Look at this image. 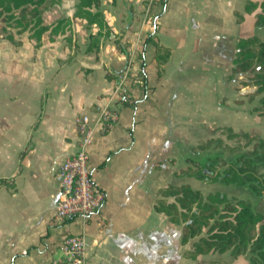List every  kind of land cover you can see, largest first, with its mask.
Here are the masks:
<instances>
[{
    "label": "crops",
    "instance_id": "1",
    "mask_svg": "<svg viewBox=\"0 0 264 264\" xmlns=\"http://www.w3.org/2000/svg\"><path fill=\"white\" fill-rule=\"evenodd\" d=\"M75 1L54 0L41 11L45 24L69 17L64 32L44 31L36 47L28 31L18 46L6 39L15 52L28 45L30 80L0 87V264H66L58 243L67 233L83 234L84 264H177L187 244L180 224L154 209L156 189L190 159L204 161L210 148L196 145L218 129L248 131L238 127V108L249 102L238 103L225 79L242 0H161L147 14L130 0H99L110 32L101 30L90 50L87 33L97 26L72 15ZM147 35L169 48L159 76ZM103 106L116 108L117 119L97 123L87 147L103 201L87 220L57 222L55 172L76 149L74 117L93 120ZM198 255H182V264Z\"/></svg>",
    "mask_w": 264,
    "mask_h": 264
},
{
    "label": "trees",
    "instance_id": "2",
    "mask_svg": "<svg viewBox=\"0 0 264 264\" xmlns=\"http://www.w3.org/2000/svg\"><path fill=\"white\" fill-rule=\"evenodd\" d=\"M52 2L54 0H0V37L18 46L20 41L15 39L14 34L28 31V37L35 39L33 46L36 47L44 31L49 30L51 38V34L62 33L69 29L71 22L69 17H60L50 24L43 23L41 11ZM98 4L99 0H76L74 3L72 15L84 18L86 28L91 24L97 26L95 32L87 33L86 50L96 47L97 36L101 34V30L106 34L110 32L102 12L98 9ZM256 5H259L260 10L254 13L253 24L262 26L264 25V0L257 3L245 0L243 9L251 11ZM234 12L239 22L241 13L235 10ZM147 38L151 39L154 46L155 68L159 76L163 69L162 65L168 58L169 48L149 35L146 36ZM65 44L74 49L77 46L70 41L69 34L66 35ZM116 45L119 50L126 52L125 46L118 40ZM72 55L73 53L68 52L66 60ZM138 57L142 65L143 58L140 52ZM235 74H241V77L234 88L251 87L244 92V95L248 100L258 95V104L253 105L251 110L264 115V36L259 37L253 34L237 37L230 71L225 79L229 80ZM240 102L241 99H238V103ZM223 128L230 134H235L229 126ZM211 142L217 144L219 139L207 138L200 141L196 147L204 148ZM255 159L264 166L263 138H258L250 150L239 153L228 162L223 158L210 155L201 162L190 159L188 165L173 173L176 180L173 179L156 189L159 195L154 199L153 207L156 211L162 212L169 221L180 224V244H187V248L182 251L183 256L194 258L201 253L229 250L235 255L247 253V261L244 264H264V214L259 200L253 208L248 199L237 198L231 201L218 189L208 190L202 194L188 182H177L178 178L192 176L224 184L247 183L255 195H260V184H264V175L257 171ZM255 225H257L256 228ZM209 263L221 264L222 261L210 260Z\"/></svg>",
    "mask_w": 264,
    "mask_h": 264
},
{
    "label": "rangeland",
    "instance_id": "3",
    "mask_svg": "<svg viewBox=\"0 0 264 264\" xmlns=\"http://www.w3.org/2000/svg\"><path fill=\"white\" fill-rule=\"evenodd\" d=\"M251 1L257 3L260 0ZM244 2L245 0H242V5L244 4ZM259 10V5H256V7L251 11H245L243 7H240V9H238L242 16L239 22L244 21V23L238 30V36H248L253 34L259 37L264 36V25L255 26L253 24L254 13ZM14 37L15 39H19L21 42L23 39H29L27 37V31H23L19 34H14ZM11 46L12 45L6 39H2L0 41V87L2 88L3 92L13 89L16 83H24V86H26V81L30 80V68H28L29 56H27V53L29 52L27 51L29 49L28 45H24L22 47L23 51L21 52H15ZM240 77L241 74H235L231 79L227 81L236 92L238 91V99H241L242 102L245 99L248 100L247 96L244 95V92L250 90L251 87H237L235 89L234 85H237V80ZM226 87L229 88L227 84ZM257 98L258 95H255L253 99L248 100L249 103L244 102V104L240 108H238V127H241L242 129L248 131L238 130V132H235V134H230L223 127L218 129L217 135L211 136L209 138L217 137L219 139V142L217 144H215V142H211L209 143V145H206L204 147L210 148V156H217L218 158H223L226 162H228L230 160H233L239 153H246L248 150H250L253 146V143L258 138L264 139V115H260L256 111L250 112L243 109L245 108V106L249 105L251 110V107L253 105L258 104ZM201 156H203L202 152L197 153V157ZM254 161L257 171L261 172L262 175H264L263 164H261V162L257 159H255ZM178 180L188 182L191 187L199 189L202 194H205L208 190L218 189L224 192L231 201H234L237 198L248 199L253 208L259 200L261 202L260 208L262 209V212L264 214V184L262 183L260 184V195H255L254 192L247 186V183L238 185L231 183L224 184L222 182L206 181L204 179L195 178L192 176H183L181 178H178ZM256 227L257 225H255V228ZM184 259L185 258L181 254H179L176 263L182 264L184 262ZM203 259H209L208 261L221 260L224 264H244L247 261V253H240L238 255H235L230 253L229 250H225L223 252L211 251L205 254H199L195 260L190 262V264L192 262H194V264H197L198 262L199 264Z\"/></svg>",
    "mask_w": 264,
    "mask_h": 264
},
{
    "label": "built area",
    "instance_id": "4",
    "mask_svg": "<svg viewBox=\"0 0 264 264\" xmlns=\"http://www.w3.org/2000/svg\"><path fill=\"white\" fill-rule=\"evenodd\" d=\"M140 6V11L147 14L154 3L161 0H130ZM120 87V85H119ZM124 98L129 96L120 87ZM117 109L103 106L92 120L88 114L79 113L74 117L77 131V146L73 153L64 157L56 169L58 189L56 194L53 219L66 222L77 217L87 220L100 206L104 198L103 190L90 176L87 147L91 142L94 126L100 123L107 127L117 119ZM84 236L82 233H67L58 243L62 252L61 261L66 264H84Z\"/></svg>",
    "mask_w": 264,
    "mask_h": 264
}]
</instances>
